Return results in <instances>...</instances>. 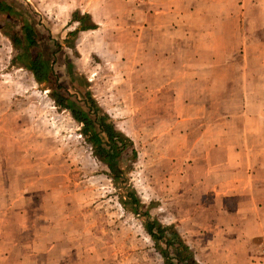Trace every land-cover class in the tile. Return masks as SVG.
Instances as JSON below:
<instances>
[{
	"label": "rangeland",
	"instance_id": "374dc122",
	"mask_svg": "<svg viewBox=\"0 0 264 264\" xmlns=\"http://www.w3.org/2000/svg\"><path fill=\"white\" fill-rule=\"evenodd\" d=\"M5 1L17 16L0 13V264H163L145 211L192 247L217 214L200 198L217 150L264 162V122L249 121L264 117V0ZM23 23L46 40L56 84L16 61ZM69 101H93L130 141L119 173ZM256 251L264 263V241Z\"/></svg>",
	"mask_w": 264,
	"mask_h": 264
},
{
	"label": "crops",
	"instance_id": "0c3cea01",
	"mask_svg": "<svg viewBox=\"0 0 264 264\" xmlns=\"http://www.w3.org/2000/svg\"><path fill=\"white\" fill-rule=\"evenodd\" d=\"M249 117V121L264 122V117ZM221 149L226 150L227 158L208 164L212 173L205 178L206 183L214 185V193L200 197L215 203L216 208H208H214L217 214L206 226V233L193 240L192 247L186 244L197 264H210L215 256L222 264H264L261 252L256 251L264 241V162L244 161L238 146H223L217 151Z\"/></svg>",
	"mask_w": 264,
	"mask_h": 264
},
{
	"label": "trees",
	"instance_id": "16d2710c",
	"mask_svg": "<svg viewBox=\"0 0 264 264\" xmlns=\"http://www.w3.org/2000/svg\"><path fill=\"white\" fill-rule=\"evenodd\" d=\"M0 13H5L12 18L17 16L13 7L5 0H0ZM72 16L73 21L80 25L88 18V15L79 17V13L76 12ZM92 29L94 28L81 27L78 30ZM9 40L16 50H20V55L16 61L21 64V68H27L39 83L55 82L56 84V81L52 79L53 73L50 63L52 56L47 48L46 40L31 25L23 23L19 34L12 33ZM61 97V95L53 97L58 105H60ZM88 106L76 108L72 101H69L68 104L73 119L83 126L82 134L95 149L96 159L106 164L113 173H119L118 158L123 150L131 146V143L126 137L117 133L106 122L105 117L99 115L93 101H89ZM132 154L135 156L134 151ZM128 195L129 203L132 205V213L139 215L138 212L141 208L139 200L132 190H128ZM122 205L125 206L124 203ZM143 215L147 218L143 228L153 242L154 249L162 258L163 264H197L193 252L172 226H163L158 220L150 218L148 211H145Z\"/></svg>",
	"mask_w": 264,
	"mask_h": 264
}]
</instances>
